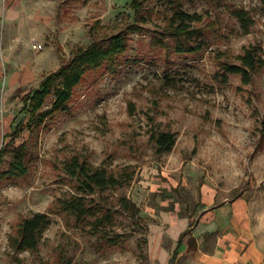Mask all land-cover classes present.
Wrapping results in <instances>:
<instances>
[{
	"label": "rangeland",
	"instance_id": "1",
	"mask_svg": "<svg viewBox=\"0 0 264 264\" xmlns=\"http://www.w3.org/2000/svg\"><path fill=\"white\" fill-rule=\"evenodd\" d=\"M134 1L0 0V173L21 146L27 169L0 181V264H155L150 241L163 235L161 218L197 222L205 186L215 192L216 206L244 203L235 234L264 248V62L247 85L240 75L225 82L220 66L239 63L248 48L264 59V5L136 0L137 8ZM236 9L247 12L248 29L233 15ZM178 10L202 19L180 33L169 26ZM122 31L126 50L89 69L68 110L33 128L23 97L79 48ZM53 101L48 96L40 111ZM158 132L175 133L172 151L157 152L151 137ZM73 157L114 175L134 173L122 187L88 195L98 211L82 223L58 203L78 194L77 180L63 168ZM121 198L138 212L125 211ZM107 211L112 221L102 233L89 222ZM38 212L52 221L38 250L11 248L18 224ZM168 228L167 248L177 234Z\"/></svg>",
	"mask_w": 264,
	"mask_h": 264
},
{
	"label": "trees",
	"instance_id": "2",
	"mask_svg": "<svg viewBox=\"0 0 264 264\" xmlns=\"http://www.w3.org/2000/svg\"><path fill=\"white\" fill-rule=\"evenodd\" d=\"M264 5V0H261ZM135 7L139 3L134 1ZM233 15L242 23L243 27L248 29L250 20L247 18V12L242 9L233 11ZM201 15L197 13H188L186 11H175L169 19V26L180 33L188 32L191 25L200 22ZM127 48V35L123 31L112 35L105 42H93L88 47L79 48L73 54L72 59L63 65L57 72L47 76L40 86L33 92L28 93L22 99V109L30 113L31 125H41L45 118L56 112L68 110L69 102L73 96L76 86H78L89 69L99 68L102 65L113 61L118 55L123 53ZM179 51H185L180 46ZM239 63H222V77L226 82L228 75H240L244 85L250 84L252 74L263 66L264 59L254 48H248L238 57ZM53 96L51 108L46 111H40L45 104L48 96ZM31 127V126H30ZM157 148L158 153H167L172 151L176 143V135L172 132H158L151 137ZM23 146L16 152L15 157L10 163L6 172L0 173V181L3 178H12L24 175L26 166L24 165ZM2 153L0 152V166L2 165ZM64 170L70 176L77 180V195L59 200V208L62 211L74 215L78 222H86L90 216H95L98 207L93 205V199H88V195H93L96 191H106L108 189L122 187L133 180L134 173L126 169L119 175L109 173L104 167H93L87 162L80 161L79 158L73 157L64 163ZM120 202L123 209L127 212L136 214L138 209L136 205L127 198H121ZM112 221L110 211L101 216H97L95 221L89 222L99 232L104 233L106 224ZM51 218L47 213H34L31 217L23 219L18 224L15 235L9 238V245L17 251L36 252L40 243L41 236L46 228L51 224ZM189 231H186L188 233ZM179 239V246L182 244V237ZM107 234V232H105ZM119 236V235H116ZM109 242L116 244L113 237L108 238ZM189 249L196 248V241L193 237L188 239ZM177 254L175 250L172 259ZM71 264V262H67Z\"/></svg>",
	"mask_w": 264,
	"mask_h": 264
},
{
	"label": "crops",
	"instance_id": "3",
	"mask_svg": "<svg viewBox=\"0 0 264 264\" xmlns=\"http://www.w3.org/2000/svg\"><path fill=\"white\" fill-rule=\"evenodd\" d=\"M203 192V211L194 224L190 223V218L163 215L160 222L165 224V228L168 225L169 231L174 229L177 234L167 248L163 227V235L150 241L151 260L155 264H171L174 259V264H264V248L259 242L250 237L237 236L234 231L236 223L245 213L244 203L240 200L216 206L215 192L206 186ZM184 233L189 236L188 239H195V249H189L188 240H183L185 235L179 246V239ZM212 235H215V240L209 243L208 237ZM206 246H210L209 250ZM175 250L177 254L172 259Z\"/></svg>",
	"mask_w": 264,
	"mask_h": 264
}]
</instances>
